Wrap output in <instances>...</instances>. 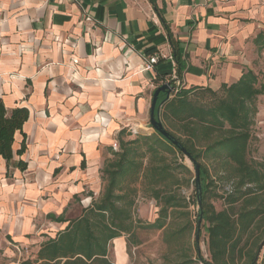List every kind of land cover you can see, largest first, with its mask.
<instances>
[{"label": "crops", "instance_id": "crops-1", "mask_svg": "<svg viewBox=\"0 0 264 264\" xmlns=\"http://www.w3.org/2000/svg\"><path fill=\"white\" fill-rule=\"evenodd\" d=\"M260 54L264 0H0V98L29 111L11 163L0 155V264H16L17 244L38 252L76 202L80 216L96 202L121 132L155 131L160 85L219 90L259 74Z\"/></svg>", "mask_w": 264, "mask_h": 264}, {"label": "trees", "instance_id": "trees-1", "mask_svg": "<svg viewBox=\"0 0 264 264\" xmlns=\"http://www.w3.org/2000/svg\"><path fill=\"white\" fill-rule=\"evenodd\" d=\"M169 37L180 66L177 43L170 32ZM161 79L164 78L158 80ZM172 82L175 84V80ZM261 95H264V82L250 69L237 82L223 84L219 90L175 86L170 98L167 99L164 92L159 95L156 117L201 167L202 219L210 259L205 260L198 247L197 256L204 264H255L258 251L262 244L264 246V168L250 154L257 100ZM28 118L27 108L9 112L0 98V155L8 164L14 157L16 133L26 136L23 125ZM125 135L122 131L120 150L114 151L115 159L107 162L105 173L109 183L101 202H93L55 238L46 241L36 260H24L21 264H110V241L130 230L132 202L128 207L120 204L123 197L118 193L130 175L134 176V181L151 177V184L156 186L152 197L160 206L159 217L149 225L167 230V242L182 235L185 227L172 230L169 220L186 204L175 190L179 183L170 156L186 154L158 131L138 134L130 140H124ZM25 149L24 140L18 154ZM145 157L148 158L146 165ZM209 158L226 164L231 171L229 177L235 179L227 185L226 207L222 210H216L206 199L209 186L203 160ZM18 166L24 170L27 163L19 161ZM193 181L195 184V177ZM195 196L198 204L196 190ZM191 261L174 264H190Z\"/></svg>", "mask_w": 264, "mask_h": 264}, {"label": "rangeland", "instance_id": "rangeland-1", "mask_svg": "<svg viewBox=\"0 0 264 264\" xmlns=\"http://www.w3.org/2000/svg\"><path fill=\"white\" fill-rule=\"evenodd\" d=\"M262 56V57H261ZM263 59L264 55L260 54ZM260 72L258 75L264 82V63L259 59H255ZM258 113L255 116V124L253 126L254 138L251 142L250 154L255 161L264 168V95L259 96L257 100ZM155 131H152V134ZM135 136H124V140H130ZM120 150V144L117 147L113 146V152ZM115 159L112 154L108 157L103 168L101 169V191L98 194L96 202H101L103 199L105 187L109 183L108 174L105 173L107 162ZM175 169L176 185L175 190L185 199V206L178 208L176 214L171 220L172 230L185 227V231L178 238L167 242L165 239V231L151 227L149 224L154 223L159 217L160 206L152 197L153 188L155 184H151V177L148 180L134 181L133 175H130L123 184V189L118 192L122 194L123 199L120 204L125 206L132 202L130 208L132 212L131 220L128 221L129 232H124L121 238L125 240L126 249L122 251V243L120 238L110 241L108 258L110 264H174L176 262H183L192 260L190 264H204L197 256L196 246V232L199 207L195 196V166L190 158L181 156L179 154L171 155ZM144 165L147 164L148 158H143ZM203 164L207 169L206 181L208 184L207 202L214 205L216 210H222L226 207L225 196L227 194V185L230 178L231 171L229 167L219 160L214 158L204 159ZM150 176V175H149ZM235 180V179H234ZM81 206L76 204L71 206L72 212L70 216L78 218L80 216ZM128 207V206H127ZM82 215V214H81ZM204 221L202 219L200 228L199 248L201 255L205 260H209V251L207 246V234L203 227ZM171 230V229H170ZM35 244L21 245L17 244L20 250H17L15 256V263L21 264L24 260H36L37 253L34 248ZM2 264H5L2 261ZM242 264V263H240ZM255 264H264V246L259 254V258Z\"/></svg>", "mask_w": 264, "mask_h": 264}, {"label": "water", "instance_id": "water-1", "mask_svg": "<svg viewBox=\"0 0 264 264\" xmlns=\"http://www.w3.org/2000/svg\"><path fill=\"white\" fill-rule=\"evenodd\" d=\"M175 90V84L170 81L163 83L160 85L155 93L151 104V113H150V122L155 131H158L163 136H165L167 139H169L171 142L176 144L181 150L186 154L188 158L192 160L195 166V186H196V193H197V200H198V207H199V215H198V221H197V232H196V242L197 247L199 248V239H200V228H201V222H202V184H201V167L200 164L192 157V155L165 129L162 121L156 117V105L159 98V95L161 92H164L167 94V99L170 98L171 94ZM263 244L261 245L258 254L255 258V261L257 262L259 258V254L262 250Z\"/></svg>", "mask_w": 264, "mask_h": 264}, {"label": "built area", "instance_id": "built-area-1", "mask_svg": "<svg viewBox=\"0 0 264 264\" xmlns=\"http://www.w3.org/2000/svg\"><path fill=\"white\" fill-rule=\"evenodd\" d=\"M160 60V54L154 53L151 56L146 58V69L153 68ZM179 87V86H178ZM115 147H117V143L114 144ZM18 250H20L19 247H17Z\"/></svg>", "mask_w": 264, "mask_h": 264}]
</instances>
